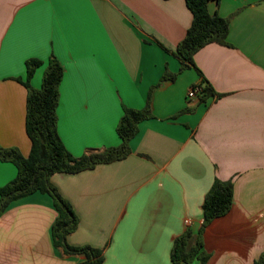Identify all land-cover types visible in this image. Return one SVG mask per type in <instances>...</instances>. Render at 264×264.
<instances>
[{"label": "crops", "instance_id": "0c3cea01", "mask_svg": "<svg viewBox=\"0 0 264 264\" xmlns=\"http://www.w3.org/2000/svg\"><path fill=\"white\" fill-rule=\"evenodd\" d=\"M208 10L229 19V45L208 44L182 68L185 0H0L1 148L30 153L21 81L33 59L36 90L52 57L64 69L57 132L76 158L119 147L124 108L150 105L128 156L51 177L78 219L67 242L100 250L101 264H174L176 240L202 228L216 179L234 195L201 234L206 264L264 253V0H210ZM196 85L203 95L189 100ZM16 176L0 160V188ZM57 216L48 194L12 202L0 215V264H84L54 245Z\"/></svg>", "mask_w": 264, "mask_h": 264}, {"label": "trees", "instance_id": "16d2710c", "mask_svg": "<svg viewBox=\"0 0 264 264\" xmlns=\"http://www.w3.org/2000/svg\"><path fill=\"white\" fill-rule=\"evenodd\" d=\"M185 1L192 14V24L178 45L175 55L181 60L182 68H189L194 64V55L206 45H229V19L211 14L208 10L210 0ZM41 65L42 61L37 59L28 61L27 79L24 82L20 80L28 90L26 134L31 142L29 155L23 156L17 148L0 147V160L12 163L17 169L16 178L0 188V215L16 200L36 192L48 194L52 197L58 213L52 227L54 245L62 248L66 254H83L86 257L84 264H101L103 257L100 250L73 247L67 242L68 235L78 227V219L70 204L52 185L51 177L57 173H79L93 169L99 164L125 158L130 154L129 141L136 135L139 123L151 118L152 111L149 104L141 110L124 108L117 128L121 145L76 158L65 148L57 132L58 87L64 69L59 61L52 57L42 87L36 90L31 87L30 79ZM204 91L206 95L212 93L207 87ZM233 195L232 181H214L203 203L202 228L196 235L187 232L176 240L171 255L174 264H206L208 255L203 250L201 234L214 219L224 216L230 210ZM255 264H264V253Z\"/></svg>", "mask_w": 264, "mask_h": 264}, {"label": "built area", "instance_id": "2783aa9c", "mask_svg": "<svg viewBox=\"0 0 264 264\" xmlns=\"http://www.w3.org/2000/svg\"><path fill=\"white\" fill-rule=\"evenodd\" d=\"M203 95V90L200 86H193L190 88V90L188 91V99L191 100V99H194V98H197V97H200ZM189 224V222H188Z\"/></svg>", "mask_w": 264, "mask_h": 264}]
</instances>
